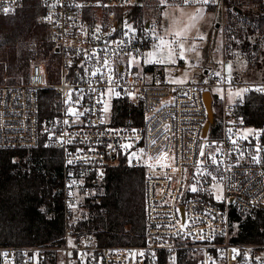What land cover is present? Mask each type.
<instances>
[{"label": "built area", "instance_id": "1", "mask_svg": "<svg viewBox=\"0 0 264 264\" xmlns=\"http://www.w3.org/2000/svg\"><path fill=\"white\" fill-rule=\"evenodd\" d=\"M23 2L0 0V15L15 14ZM38 2L49 51L28 60L19 82L0 83V150H30L43 137L60 152L64 233L55 243L0 246V264H176L183 255L195 264H264V243L231 242L229 217L264 209V72L256 85L236 80L223 56L204 79L172 84L143 66L147 36L125 20L138 0ZM134 58L139 63L130 64ZM43 91L53 93L54 108L42 124ZM251 91L262 98L259 126L245 124L241 113ZM121 99L141 111L139 125L131 117L113 124ZM127 169H143L144 242L101 245L79 224L101 182Z\"/></svg>", "mask_w": 264, "mask_h": 264}, {"label": "trees", "instance_id": "2", "mask_svg": "<svg viewBox=\"0 0 264 264\" xmlns=\"http://www.w3.org/2000/svg\"><path fill=\"white\" fill-rule=\"evenodd\" d=\"M138 3L126 12L125 20L137 30H143V8ZM229 7L228 35L241 37L237 23L249 21L247 33L253 41L243 38L239 44L247 61L255 68L264 64L263 0H223ZM243 5L256 7V11H241ZM208 8H211L210 6ZM42 14L38 0H24L13 15H0V83L6 76L8 83L25 75L30 58H42L49 51L47 31L37 24ZM118 23L123 17L117 16ZM232 46L235 43L231 42ZM149 40L146 39V49ZM153 69V66H148ZM262 73V72H261ZM234 79L239 80L233 76ZM113 124L124 125L127 118L141 122V111L121 99ZM262 98L251 91L241 110L247 125L259 126L262 121ZM53 93L43 91L39 100L40 122L51 119ZM113 179H106L97 187V200L88 204V218L79 225L84 233L93 234L101 245H138L144 242L145 205L143 169H127ZM61 156L40 138L36 148L30 150H0V246H29L55 243L64 233L63 206L60 192ZM233 243H264V209L255 210L241 218L230 211ZM158 264H165L160 260ZM176 264H195L191 256L177 258Z\"/></svg>", "mask_w": 264, "mask_h": 264}, {"label": "rangeland", "instance_id": "3", "mask_svg": "<svg viewBox=\"0 0 264 264\" xmlns=\"http://www.w3.org/2000/svg\"><path fill=\"white\" fill-rule=\"evenodd\" d=\"M264 3V0H263ZM139 4L143 8L142 24L147 25L142 31L149 40V46L143 54V66H153L159 77L172 84H185L199 81L205 78V71L215 70L222 62L223 56L226 57V69L229 74L239 78L240 81L256 85L260 82L262 68L257 69L244 57L238 47L243 38L253 41V37L247 33L246 23H237L241 37L228 35L227 20L230 14L229 7H221L220 0L215 3L186 4L184 0H143ZM211 8H208V7ZM199 10V11H198ZM241 11H256V7L243 5ZM193 17H196L193 19ZM194 25V26H192ZM188 28L186 39L182 40L185 49L195 44L196 51L186 52L185 59H177L173 64H147L144 63L145 55L152 51V44L156 43L154 37H163L166 40H175L174 33ZM203 36L201 40L198 37ZM235 43V46L231 45ZM264 53V44L262 47ZM179 51V49H177ZM229 66H231L229 68ZM187 74V75H186ZM23 75L16 77L15 82H19ZM7 77H3L6 82ZM184 81L183 83H173L170 81ZM3 82V83H4ZM212 194L215 200H220L223 195L221 183H216L212 187Z\"/></svg>", "mask_w": 264, "mask_h": 264}, {"label": "snow or ice", "instance_id": "4", "mask_svg": "<svg viewBox=\"0 0 264 264\" xmlns=\"http://www.w3.org/2000/svg\"><path fill=\"white\" fill-rule=\"evenodd\" d=\"M161 2L163 3L164 0H161ZM184 2L186 4H191V3L209 4V3H215V0H184ZM9 11H10L9 8H3V12L4 13H8ZM195 18L196 17H193V19H195ZM192 26H194V25H192ZM98 30L99 29H97V31ZM128 31H132V29L130 27H128ZM187 31H188V28L186 27V28L182 29L181 31H178V32L174 33V35L176 37L175 40H166L163 37H154V39L156 41H158V42L152 44V49L153 50L149 51L148 53H146L145 59H144V63L167 65V64L175 63L177 59L184 60L185 59V53L186 52L196 51V47H197L195 44H193L192 47L185 49V45L182 42V40L186 39ZM198 38L201 39V40L204 39L203 36H200ZM177 49H179V51H177ZM131 63H139V61L135 60V58H134L133 61L130 62V64ZM104 64H105V66H107L108 65V61L105 60ZM230 67L231 66H229V68ZM108 72H109L108 80H109V82H111L112 81V76H111L112 69L110 67L108 68ZM96 74H97L96 72L92 73L93 76H95ZM170 82L183 83L184 81H175V80H173V81H170ZM112 91H113V89L110 88L109 92L111 93ZM262 91H264V90H262ZM117 95H119V94L117 93ZM237 95H239V93H237ZM107 111H108V105L105 104L104 112L106 113ZM68 114L71 115V116H75L77 118L80 115H83V113H78V112L74 111L72 108H69ZM64 123L67 124L68 121L66 120V121H64ZM229 132H231V129H229ZM249 135H253L251 130H249L248 132L244 133L243 134V138L246 139ZM255 135L259 136L260 133L257 132V133H255ZM233 143H235V141H233ZM125 147H128V146L125 145ZM257 162H259V161H257ZM69 163H72V161H69ZM192 190L195 191L196 189L193 188ZM173 264H174V261H173Z\"/></svg>", "mask_w": 264, "mask_h": 264}, {"label": "water", "instance_id": "5", "mask_svg": "<svg viewBox=\"0 0 264 264\" xmlns=\"http://www.w3.org/2000/svg\"><path fill=\"white\" fill-rule=\"evenodd\" d=\"M204 73H206V71ZM204 99H205L206 109H207V113H208V120H209V123H212L213 116H212V112H211V108H210V95L208 92L205 93ZM207 127H208V125L205 126L204 132L206 131Z\"/></svg>", "mask_w": 264, "mask_h": 264}, {"label": "flooded vegetation", "instance_id": "6", "mask_svg": "<svg viewBox=\"0 0 264 264\" xmlns=\"http://www.w3.org/2000/svg\"><path fill=\"white\" fill-rule=\"evenodd\" d=\"M145 28H147V25L145 26Z\"/></svg>", "mask_w": 264, "mask_h": 264}]
</instances>
